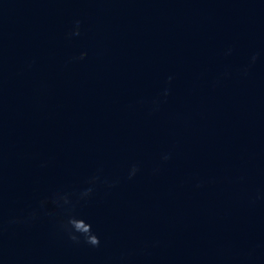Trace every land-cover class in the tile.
<instances>
[{"label":"water","instance_id":"obj_1","mask_svg":"<svg viewBox=\"0 0 264 264\" xmlns=\"http://www.w3.org/2000/svg\"><path fill=\"white\" fill-rule=\"evenodd\" d=\"M98 168L76 246L47 196ZM0 264H264V0H0Z\"/></svg>","mask_w":264,"mask_h":264},{"label":"clouds","instance_id":"obj_2","mask_svg":"<svg viewBox=\"0 0 264 264\" xmlns=\"http://www.w3.org/2000/svg\"><path fill=\"white\" fill-rule=\"evenodd\" d=\"M83 24L80 20H76L71 25V39H79ZM233 49L229 47L225 55H231ZM87 55V51H82L80 58L83 59ZM261 53H253L249 59V63L242 69V73L247 75L249 68L254 65L260 58ZM227 75V73H225ZM174 76H168L160 93L151 101L152 110H159L161 103L166 102L171 94V85ZM140 103H145L143 100ZM171 159V153L161 154V161L167 162ZM141 168L138 162L132 163L127 169V179L131 180L137 176ZM159 169H154L158 171ZM119 178H108L103 175V169L98 168L95 173L90 175L79 189L63 190L57 189L51 191L47 196L48 204L57 210L56 228L68 241L76 246L85 245L89 248L101 247V237L94 230L93 223L79 209L91 201L97 191L98 186H103L107 190H111L119 184ZM199 187V185H197ZM257 198H260L259 196ZM33 216L44 215L49 211L48 207L41 206L39 209H29ZM13 224L25 223L23 217H15L9 221Z\"/></svg>","mask_w":264,"mask_h":264}]
</instances>
